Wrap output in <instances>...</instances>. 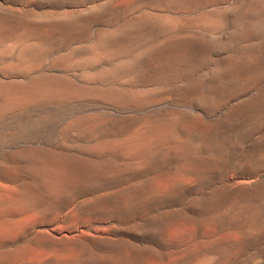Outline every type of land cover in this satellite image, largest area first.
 <instances>
[{"label": "bare ground", "instance_id": "obj_1", "mask_svg": "<svg viewBox=\"0 0 264 264\" xmlns=\"http://www.w3.org/2000/svg\"><path fill=\"white\" fill-rule=\"evenodd\" d=\"M249 5L0 0V264L264 262Z\"/></svg>", "mask_w": 264, "mask_h": 264}, {"label": "rangeland", "instance_id": "obj_2", "mask_svg": "<svg viewBox=\"0 0 264 264\" xmlns=\"http://www.w3.org/2000/svg\"><path fill=\"white\" fill-rule=\"evenodd\" d=\"M243 1H246L248 5L250 4L249 7L251 8V10L253 12H255L254 16H256V17H254L252 20L255 22L259 21L260 24L262 25V26L260 25L261 27L259 26L260 30H259V34H257L258 38L254 37V39L257 41H258V39L263 40L264 39V0H231V4H239L240 2H243ZM255 18H257V19H255ZM233 174H236V172H234ZM220 182H221V179H220ZM180 233H181L179 235L180 239L183 237L185 238V236H186L185 240L181 239L182 241H187V239L190 238V233H187L186 231H182ZM263 263L264 262H262L261 264H263Z\"/></svg>", "mask_w": 264, "mask_h": 264}]
</instances>
